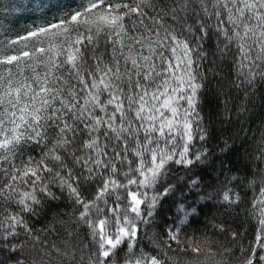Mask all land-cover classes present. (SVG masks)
<instances>
[{
  "label": "snow or ice",
  "instance_id": "obj_1",
  "mask_svg": "<svg viewBox=\"0 0 264 264\" xmlns=\"http://www.w3.org/2000/svg\"><path fill=\"white\" fill-rule=\"evenodd\" d=\"M0 264H264V0H0Z\"/></svg>",
  "mask_w": 264,
  "mask_h": 264
},
{
  "label": "trees",
  "instance_id": "obj_2",
  "mask_svg": "<svg viewBox=\"0 0 264 264\" xmlns=\"http://www.w3.org/2000/svg\"><path fill=\"white\" fill-rule=\"evenodd\" d=\"M17 15L20 16L19 21L17 22V27H20L21 25H27L32 23L34 17H31L29 14L26 13H17ZM205 213L211 215V210L210 209H205ZM200 219H203V216L200 217ZM241 220H243V216H241ZM40 224H37L36 227H40Z\"/></svg>",
  "mask_w": 264,
  "mask_h": 264
}]
</instances>
